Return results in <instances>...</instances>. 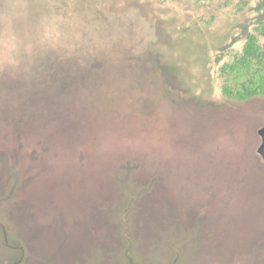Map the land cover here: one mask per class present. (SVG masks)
I'll use <instances>...</instances> for the list:
<instances>
[{"label":"rangeland","instance_id":"374dc122","mask_svg":"<svg viewBox=\"0 0 264 264\" xmlns=\"http://www.w3.org/2000/svg\"><path fill=\"white\" fill-rule=\"evenodd\" d=\"M247 1L0 0V261L264 264Z\"/></svg>","mask_w":264,"mask_h":264},{"label":"trees","instance_id":"16d2710c","mask_svg":"<svg viewBox=\"0 0 264 264\" xmlns=\"http://www.w3.org/2000/svg\"><path fill=\"white\" fill-rule=\"evenodd\" d=\"M246 3L248 15L241 25L242 49L222 67L226 79L223 89L229 94L235 92L236 96L264 92V0Z\"/></svg>","mask_w":264,"mask_h":264},{"label":"water","instance_id":"95a60500","mask_svg":"<svg viewBox=\"0 0 264 264\" xmlns=\"http://www.w3.org/2000/svg\"><path fill=\"white\" fill-rule=\"evenodd\" d=\"M259 135L261 137V145L258 149V154L262 157V159L264 160V128H261L259 130ZM141 193L137 194L136 196H130V201L129 204L127 205L128 207L125 208L123 211H121V216L120 217H125V215L128 213V211L130 210L134 200L140 196ZM129 195V194H128ZM4 225V224H3ZM0 228V244L3 245V247L5 249L10 250V253H14V251L18 252V248L20 247L17 243H12L10 244V241L8 240V237L6 236V231L3 228ZM23 251L25 253V250L23 248ZM24 253L22 252L21 255L17 254H13L12 257L10 258H3L0 261V264H22L23 263V258H24ZM177 253V252H175ZM179 260V254H176V257L173 259L171 264H177ZM13 262V263H11ZM129 262L130 264H135L133 258L129 255Z\"/></svg>","mask_w":264,"mask_h":264},{"label":"bare ground","instance_id":"6f19581e","mask_svg":"<svg viewBox=\"0 0 264 264\" xmlns=\"http://www.w3.org/2000/svg\"><path fill=\"white\" fill-rule=\"evenodd\" d=\"M0 247H1L2 249H5V248L3 247V245H1V244H0Z\"/></svg>","mask_w":264,"mask_h":264}]
</instances>
